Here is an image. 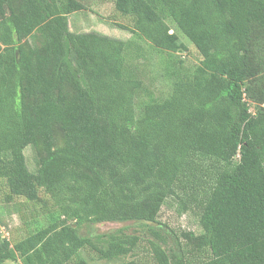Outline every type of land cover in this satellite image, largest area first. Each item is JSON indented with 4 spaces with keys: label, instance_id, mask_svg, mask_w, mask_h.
Returning a JSON list of instances; mask_svg holds the SVG:
<instances>
[{
    "label": "trees",
    "instance_id": "trees-1",
    "mask_svg": "<svg viewBox=\"0 0 264 264\" xmlns=\"http://www.w3.org/2000/svg\"><path fill=\"white\" fill-rule=\"evenodd\" d=\"M114 1L132 40L73 32L82 0H0L2 202L53 204L14 245L0 235V264L147 251L154 264H264V0ZM141 43L168 54L165 95L145 85ZM170 199L197 209L203 234L155 226Z\"/></svg>",
    "mask_w": 264,
    "mask_h": 264
},
{
    "label": "rangeland",
    "instance_id": "rangeland-1",
    "mask_svg": "<svg viewBox=\"0 0 264 264\" xmlns=\"http://www.w3.org/2000/svg\"><path fill=\"white\" fill-rule=\"evenodd\" d=\"M86 9L78 13L72 14L69 18L70 28L73 32H98L109 37L121 39L124 41L134 39L133 33L130 31L133 24L129 17L121 15L115 7L114 0H82ZM124 26L125 28H123ZM186 44L188 51L180 52L185 61L186 69L195 67L200 64L202 57L196 47L185 37H182ZM145 49L144 56L139 59L140 64H144L145 69L142 70V78L145 81L146 87L153 93L154 97H160L165 95L169 90V85L165 81L160 71L161 60L168 58V54L163 55L164 59L160 55H157L151 50L146 43H141ZM137 65V60L134 62ZM133 71V66H129ZM159 72V74H158ZM137 78V70L135 71ZM25 155L29 169L36 172L37 156L36 152L31 147L25 149ZM5 190L0 188V235L3 239H7V242L14 245V243L21 239L23 236V229L35 230L38 228L33 222L34 215L36 219L34 222L41 224L44 223L43 218L53 209L51 200L42 194L43 201L31 203L26 202L23 199H19L14 205H5L2 202L4 198ZM200 216L197 209L189 210L187 212L182 211L181 202L176 199L168 200V204L162 209L159 221L163 224H155L160 230L169 231L170 228L174 229L178 233L182 230L195 233L196 235L203 234L199 222ZM30 222V223H29ZM129 224V223H128ZM127 224L121 223H104L94 227L97 232L106 233L111 230H116L126 226ZM168 225V226H166ZM137 227H130L129 232H135ZM148 232V231H147ZM146 235V234H145ZM151 240H153L151 238ZM156 241V240H154ZM147 246L146 243H144ZM91 264H105L97 260H90ZM8 264H14L9 262ZM106 264H154L150 252L140 253L139 257H128L123 261H116L114 263Z\"/></svg>",
    "mask_w": 264,
    "mask_h": 264
}]
</instances>
